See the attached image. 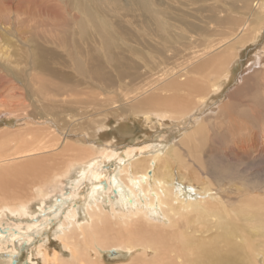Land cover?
<instances>
[{
	"label": "bare ground",
	"instance_id": "6f19581e",
	"mask_svg": "<svg viewBox=\"0 0 264 264\" xmlns=\"http://www.w3.org/2000/svg\"><path fill=\"white\" fill-rule=\"evenodd\" d=\"M15 1L30 10L26 21L18 13L15 20L33 30L40 20L48 37L32 34L15 69L0 67V116L24 128L18 135L0 129V214L30 216L32 204L41 206L72 174L89 183L86 203L68 210L54 233L60 253L43 249L44 264H104L101 252L109 250L124 251L125 264H264V191L214 184L201 164L202 124L211 117L230 138L229 154L264 163V110L249 107L252 123L232 110L245 105L251 79L261 77L264 90V0H237L219 14L218 0H201L202 11L197 0H75L79 14L53 25L59 33L51 41L49 0ZM32 1L39 11L31 12ZM58 1L70 8L71 0ZM211 25L216 41L204 37ZM24 62L31 73L19 67ZM84 85L97 89L94 103L82 100ZM109 116L119 128L142 117L168 128L192 123L138 157L134 146L118 152L87 141L81 128L100 131ZM110 160L118 163L103 187L97 165Z\"/></svg>",
	"mask_w": 264,
	"mask_h": 264
},
{
	"label": "rangeland",
	"instance_id": "374dc122",
	"mask_svg": "<svg viewBox=\"0 0 264 264\" xmlns=\"http://www.w3.org/2000/svg\"><path fill=\"white\" fill-rule=\"evenodd\" d=\"M122 1L125 2V0H117V2L121 5L124 4ZM218 1L217 14H219L218 12H221L222 9H229L231 7L234 8V6L237 8L241 5L238 4L237 0ZM209 3L210 2H207V4ZM39 4L40 3L35 4V2L32 1L31 5L33 6L31 12H37V10L39 11V9H41L40 7L38 8V6H40ZM75 4L76 1L71 0L69 3L70 8H67L58 0H49V41L53 40L54 37L59 33V31L53 30L55 28H53V25L56 24L57 26L62 27L64 23H68V17L79 14V10H77L78 7L76 9L74 8ZM24 7L25 4H18L15 0H12L11 3L8 0H0V67L6 66L7 62H9V64L12 62L10 66L11 68L13 67L15 69V65L19 63V60H21L20 54H23L22 51H27V47H24L22 43H24L29 37H32V34L36 35L40 42L44 36L48 37V33H43L42 28L39 26L40 20L37 21L38 24H34L35 28L38 27L36 30L32 29V23H28L26 25L23 20L21 21L23 23L20 21L19 23L15 20V16L18 13L21 14L19 19L24 18L26 21L27 18L24 16H29V14H26V12L30 10L27 8L25 11ZM196 7V9L202 11L201 9H203L205 5L201 0H197ZM201 14L203 16L207 15L205 12H202ZM214 30L215 27L211 25V29L208 30L209 34L204 37L208 40L216 41L220 35L217 34V30H215L216 33ZM4 31H8L10 33H5ZM7 37L10 42L6 43L4 41V43L3 40ZM201 38H203V36L196 38V40H200ZM263 39L264 34H262L260 37L261 43ZM12 42H14V44ZM7 45L8 47H6ZM194 46H196V48L200 47L198 42L191 47ZM250 46L251 45L242 49V54L240 55L238 62H236V66L233 70L234 76L240 72L243 64L246 62V58L249 57L247 52L251 50L252 46ZM194 50L198 49H193V51ZM216 54H219V52L217 51ZM7 55L11 56L8 57ZM15 60L18 61L15 62ZM55 62L56 61H52L51 65L53 67H59L55 66ZM26 63L29 62L26 61ZM26 63H22V65L19 67L24 66V69L27 71V73H31L32 65ZM210 64H212V62ZM262 81L263 80H261V77L259 78L257 76L255 79H251L248 84V89L241 93V98L243 99L242 101L245 103V105L241 103L236 107H232V110H234V115L236 118H238V120L247 118L249 123L253 122L249 114V107L258 106L264 110V90L261 87ZM235 85L236 82L232 81L229 83L228 88L231 89ZM81 91L86 93V96H81L83 101H87L86 103H88L89 100L91 103L95 102L94 95H96V92H98L95 87L84 85ZM99 92L101 94L100 89ZM152 93L153 92L149 93L148 95L151 96ZM225 93L226 92L223 94ZM222 99V97H219L218 101L222 103ZM217 104L215 103L214 105ZM133 117H131V120ZM142 118H139L140 120L134 118V121H130V119L127 120L125 127L126 129H129L127 130L128 132L123 130L125 128H123V126H120L119 128L118 124L116 125L114 119L110 116L108 117L107 122L103 121L101 123L102 129H99L100 131L96 130L97 132L95 131L93 133L92 130H89L87 126L82 127L81 130H85V133L91 134V136L87 138V141L89 142L94 140L93 142L95 144L103 147L111 144L115 146L114 148H117L116 150H118V152L122 151V148L126 147L127 145L134 146L138 148L137 156L143 157L152 153L155 146H157V144H159L163 138L167 137L168 140H174V137L181 135L185 131H189L192 123V120H190V122L186 124L179 125V128H176V126L168 128L167 126L161 125L154 118H150L149 121H146L144 117ZM262 120L264 122V117ZM144 122L146 124L148 123V125L146 126ZM214 122L215 119L211 117L202 124L205 126L202 131L204 132L203 135H205L204 140L206 148L201 156V164H203V167L206 169L209 178H211L214 184L218 185L225 183L228 186L240 187L245 189V191H264V163L260 164L258 160L249 161L242 157L229 154L227 147L231 143L230 138L226 132L224 133V126H221L220 128V124L215 125ZM20 124H22L21 121H18L17 119H14L10 116L7 117L6 114L4 116H0V129L6 128V130L14 132V134L18 135L20 131L24 130L23 126ZM189 160L191 162V159L187 156L185 161L189 162ZM37 162L40 161L37 160ZM117 163L118 162L116 160H110L97 165L101 171L105 172V176L101 178L100 182L97 181L100 186L104 187L107 185V177L110 178V176H112L114 170L116 169ZM25 164H27V162H25ZM72 176L61 180V182L56 186V189L49 192L47 195L48 199L45 200L41 206H38L37 203L32 204V213L30 216L18 217L13 215L10 216L9 214L5 213L0 214V264L7 259H9V264H44V261L42 260L43 249H47L48 251H53L54 249L56 252L60 253L59 243L56 236L54 235L55 231L58 230L62 225L68 210L80 208L86 203L88 198L89 183L82 181L83 183L77 184V175L72 174ZM33 192L35 191L33 190ZM107 194L109 196L107 195L106 200L112 202L114 200V193L109 192ZM124 255V251L118 252L117 250L101 252V257L105 262L104 264H125L126 262H123L125 261L123 260L125 258Z\"/></svg>",
	"mask_w": 264,
	"mask_h": 264
}]
</instances>
